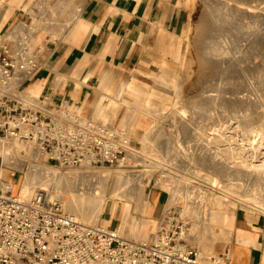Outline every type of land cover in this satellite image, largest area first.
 Returning <instances> with one entry per match:
<instances>
[{
	"label": "rangeland",
	"instance_id": "374dc122",
	"mask_svg": "<svg viewBox=\"0 0 264 264\" xmlns=\"http://www.w3.org/2000/svg\"><path fill=\"white\" fill-rule=\"evenodd\" d=\"M226 2L232 4L227 7ZM220 3V7H204L210 12L211 19L209 23L202 24L200 0H186L189 20L186 23V29L177 37L179 40L177 43L178 52L174 55V59L169 64L167 63L169 68L174 71L171 88L177 85L176 81L179 77L182 78L179 82V93L177 95L172 88L170 91L171 101L162 102L165 110H159L158 106H150L155 112V116H146L143 126L138 129L136 134L131 135L130 139L129 134L125 136L123 134L120 125L122 118L120 117L116 118V124L112 126L108 117H105L104 124L99 123L96 117L90 114L91 108H87L86 112H81L80 116L89 119L95 128L107 125L115 135L116 143L122 144L124 140L128 141L129 144L126 147L129 154L126 160L121 164H105L104 167H108L112 171L123 172L128 185L135 187V184H139L141 180L144 185L142 196L145 199L144 196L147 193V201L153 193H161L163 201L161 211L154 215L152 214L153 209L150 208L146 215L147 218L155 221L156 227L167 209L171 208L181 213L183 206L186 205V200L181 196L176 203L168 204L170 195L159 185L160 175L165 181L164 183L173 185H177L178 178L186 179L190 182L189 196L192 201L187 204L191 206V209L196 210V213L192 216L181 214L189 223L190 234L197 230L202 233L200 242H190L189 244L204 251V254L223 253L228 256L231 244L228 245L224 240L231 235H227L221 230L220 227L225 226L223 223L211 221L212 213L219 212L235 218L232 226L236 228L238 220L242 217L245 219L248 216L247 221L244 222L250 221L249 211L243 208V204L249 203L253 195L259 197V202H255V204L264 207V186H259L253 176V173H258V169L264 167V158H261L260 155L257 157L247 155V147L250 142H264V0H221ZM237 5L243 7L252 5L254 12L237 13L235 12L238 9ZM71 12L70 5L66 0H37L35 6L30 8L31 19L15 26L11 33L9 32L1 39L0 44H8L13 50H18V47L29 48L42 68L45 57L48 55L47 52H51L49 50L53 44L58 43L57 37L52 35V31L59 35L61 31L68 28L67 20L71 16ZM51 16L54 17V20H47ZM195 25H198L197 29ZM18 27L22 29L21 32H14ZM189 28L196 36L200 34L196 37L197 41L191 40L190 45L187 42ZM33 39H35V43L31 46ZM187 48L189 49L188 58L187 61H183V55L188 50ZM222 49H226V51H221ZM243 50H245V54H243ZM105 68L104 65L94 72L98 83L90 84L87 87L93 92L94 103L102 100L103 105L110 109L111 105L118 100L120 77L118 74L112 75L110 78L113 82L112 90L103 91L100 88V80L101 72ZM161 71L159 69L154 73L159 75ZM126 76L128 79L130 78L129 75L126 74ZM138 79L146 88H151L153 85V80L148 77H138ZM187 79L189 80L187 81ZM165 80L168 82L170 76H166ZM27 83H30V80ZM28 90L29 88L20 94V98L27 104L34 103L45 107L46 112H50L52 117L55 113L60 114L56 117L57 120L62 119L63 116L66 117V115H61L62 112L77 114V109L81 107V105L75 104L70 108L63 107L59 112H56L57 110L53 107L46 108V105L51 103L49 99H43V101L42 99L38 101L33 98L26 99L24 95ZM124 97L128 101L134 102V99L129 95ZM184 109L190 119L187 123L178 122L181 118L179 110ZM123 111L128 112L129 109ZM159 112L163 114L161 113L162 115L159 116ZM155 127L156 129H154ZM152 130H154V139L144 140L143 136L146 135V132ZM8 138L0 135V141L8 140ZM21 142L29 145L27 140H21ZM11 144L10 140L6 143L8 148L11 147ZM8 148L7 153L10 152ZM7 153L5 160L9 156ZM21 154L25 155L26 150L21 149ZM22 159L25 161V168L22 171H14L3 162L2 171L4 169L8 171L7 179L11 176L10 180L13 181L16 192L20 191L29 167L33 165L32 168L37 170L43 163L42 156L38 157L37 155L33 161H29L25 157ZM247 159L252 160L254 165L250 167ZM54 164L61 174L67 173L71 169L62 168L57 163ZM102 166L98 164L95 167L101 169ZM195 171H199L202 176L194 175ZM87 174L89 172H85L84 175ZM90 182L92 185L98 186V181L94 176L90 178ZM116 182L117 176H112L109 180L111 189L107 198H112L109 195H111ZM95 193L101 195L100 189H94ZM98 194L97 196H99ZM216 197L218 199H215ZM70 199L71 195L66 193L65 202H69ZM259 216H263L261 223L264 224V215L260 214ZM129 217L135 220L145 217L143 211L138 209L136 200L131 202ZM106 219H111V215L105 213L100 218L99 224L104 225ZM121 223V213H118L112 219V227L118 228ZM155 226L150 227V233L155 230ZM238 231L239 223L237 234Z\"/></svg>",
	"mask_w": 264,
	"mask_h": 264
},
{
	"label": "built area",
	"instance_id": "2783aa9c",
	"mask_svg": "<svg viewBox=\"0 0 264 264\" xmlns=\"http://www.w3.org/2000/svg\"><path fill=\"white\" fill-rule=\"evenodd\" d=\"M27 50L0 44V135L30 143L34 140L35 149L40 156L47 155L45 163L50 167H56L54 163L71 169L85 163H123L129 154L127 147L124 142L116 143L107 125L95 128L74 112H62L65 119L57 120L60 114L52 117L47 109L20 98L25 83L41 69ZM71 106L52 107L59 112ZM189 234V223L171 208L164 212L151 238L133 239L119 228L67 214L47 192L14 194L10 182L0 181V264L229 263L223 253L204 254L189 245Z\"/></svg>",
	"mask_w": 264,
	"mask_h": 264
},
{
	"label": "crops",
	"instance_id": "0c3cea01",
	"mask_svg": "<svg viewBox=\"0 0 264 264\" xmlns=\"http://www.w3.org/2000/svg\"><path fill=\"white\" fill-rule=\"evenodd\" d=\"M66 1L72 11L67 20L68 28L59 35L52 31L58 43L53 44L49 50L51 52H47L43 67L30 83H25L24 88L35 89L37 98L39 96L42 101L49 99L51 103L47 104L46 108L79 104V114L91 108L90 114L94 115L99 123L104 124L103 120L108 116L112 126L116 124V118L120 117L123 134H129L130 139V136L136 134L143 126L146 116H155V112L148 106H158L159 110H165L162 102L171 101L174 71L168 64L178 52L177 37L186 29L189 20L186 0ZM36 3L37 0H0V42L15 26L31 19L30 8ZM47 20H54V17L51 16ZM104 65L106 68L101 72L100 80V88L103 91L112 90V75L118 74L120 77L118 100L111 105V110L103 105L102 100L94 103L93 92L87 87L98 83L94 72ZM159 69L162 70L161 73L155 74ZM126 74L130 76L129 79ZM166 76H170L168 82L165 80ZM138 77L152 79L151 88L144 87ZM125 95L132 97L134 102L126 100ZM125 106L130 107L128 112L123 111ZM131 116L138 117V122L128 123L127 120ZM0 158L1 173L4 160L1 155ZM10 177L7 180L1 177L0 179L13 183ZM162 202L161 193H153L148 199L147 210L152 208V214L156 215L159 208V211L163 208ZM262 217L259 216L258 220L252 223V232L256 234L252 239L237 234L238 223L247 221L248 216L239 219L236 228L232 226L231 234L225 233L231 235L224 240L228 245L231 244L228 249V264H264ZM118 228L131 237L122 223ZM154 232L155 230L150 233L149 238ZM190 242L189 234L188 243Z\"/></svg>",
	"mask_w": 264,
	"mask_h": 264
},
{
	"label": "bare ground",
	"instance_id": "6f19581e",
	"mask_svg": "<svg viewBox=\"0 0 264 264\" xmlns=\"http://www.w3.org/2000/svg\"><path fill=\"white\" fill-rule=\"evenodd\" d=\"M200 2L202 4V8H201V15H202V18H203L202 19V24L209 23V21L211 19V15H210L209 11L204 9V7L205 6L206 7H211V8L220 7L219 5L221 4L220 3L221 0H200ZM226 4H227V7H228L232 3L226 2ZM237 7H238V9L235 11L237 13H242L243 11H245V12H254V9H253L254 7L252 5H250L248 7H246V6L243 7V6H240V5L238 6L237 5ZM195 26H196V29H197L198 25H195ZM21 30L22 29L20 27H18V28H16L15 32L16 33H20ZM193 30H194V27H193ZM192 31L190 30V28L187 31V42L189 43V45L191 44V40H193V42L197 41L196 37L200 35L199 34V35L196 36L195 34H193ZM200 31H198V32H200ZM198 32H196V33H198ZM245 41H247V40H245ZM34 43H35V39H33L32 44H30V45L33 46ZM242 45H244V44H242ZM235 47H236V45H235ZM27 49H28L27 50V55L30 58H36V56L31 54V50L29 48H27ZM224 50L226 51V49H222L221 51H224ZM243 51H244L243 54H245V50H243ZM188 54H189V49L184 53L183 59H182L183 61H187ZM201 56H203V55H201ZM219 60H221V59H219ZM214 63H215V61H214ZM140 74H142V73H140ZM181 79L182 78L179 77L178 81H176V83L178 82L177 85H174V87H172L174 92L177 93V95L179 93V87H180L179 86V82L181 81ZM188 80L189 79H187V81ZM189 84H190V82H189ZM24 97L26 99H31V98H33L34 100L38 99L35 89L29 90V93H26L24 95ZM162 99H163V97H162ZM125 107H126V109H130L129 106H125ZM148 107H150V106H148ZM154 107H156V106H154ZM150 109H149V111H150ZM164 112H166V111H164ZM99 113H100V111H99ZM134 113H136V112H134ZM161 113L162 112H159V116H161L163 114V113L162 114ZM77 114H79L78 110H77ZM103 114H104V112H103ZM124 114H125V112H124ZM187 114L188 113H186L185 109L184 110H179V115H180L181 118H179L178 122H182V123L183 122L184 123L185 122L186 123L189 122L190 119L187 117ZM101 116H103V115H101ZM106 117H108V116H106ZM162 118H163V116H162ZM83 119H85V117H83ZM138 119H139L138 117L131 116L130 118H128L127 122L128 123H131V122L137 123ZM175 121H177V120H175ZM103 122H104V120H103ZM154 129H156V127ZM153 137H154V130L147 131L146 135L143 136L144 140H146V139L147 140L148 139H150V140L154 139ZM8 140H10L12 142L10 148H8L7 145H6ZM8 140L7 139H3L2 141H0V146H1L0 155L3 157L4 163L8 167L12 168L14 171L15 170L22 171L25 168V161L22 159V157H25L29 161H33L34 159H36V155L38 157H40V153L37 152V150L35 149L34 140L31 143L27 142V143H29V145L25 144L24 142H21V140L19 138L9 137ZM260 142L261 143L250 142L249 146L247 147V155H250V156L252 155L253 157H257L258 155H260L261 158H264V142H262V141H260ZM124 143H125L126 146L128 145V141L124 140ZM178 145H179V143H178ZM206 147L208 148L209 146H206ZM7 148H8V150H10L11 153L10 152H8V153L6 152ZM21 149L26 150V154L25 155L21 154ZM6 153L9 156H7V159L5 160ZM46 158H47V155H42V160L41 161L43 163L41 164L39 169H37V170L33 169L32 168L33 165L29 167L27 175L25 177V180H24L23 184L20 187V191L19 192L14 191V188H16V187L14 186V184L12 182L8 181V182H10L12 184V191H13L14 194L22 193V194H26V195H33L37 191H42L43 193L47 192V195H48L49 199L51 201H53V202L59 203L61 205L62 209L64 210V212H66L67 214H69L71 216H74V217H76V218H78V219H80V220H82L84 222L91 223V224H99L100 218L105 213H107V214L111 215V219H106L105 222L103 223L104 224L103 226H112L113 225L112 224V219L115 216H117L118 213H121L122 225H124V227H126V231H128V233L130 234V236L132 238H134V239H148L150 237V230L149 229H150V227H154L156 224H155V221L153 219H149L146 216L149 213L150 208H149V210H147V206H148L147 196H148V194L146 193V195L144 196L145 199L142 196L143 193H144V185L142 184L141 180L139 181V184L138 183L135 184L136 186L134 187V185H128V181H126V178H125V175H124L123 172L112 171L110 168L104 167V166H102L101 169H96L95 166H92V165H90L88 163H85L80 168H72V169H70L69 172L61 174L55 167H50V166H48L45 163ZM248 164L250 165V167L252 165H254L252 160L251 161L248 160ZM7 172L8 171L6 169H4L0 173L1 174L0 177L2 179H6L7 180V178H8V173ZM85 172H89V174L84 175ZM90 174H92V175H90ZM253 174H254L253 176H255L256 181L259 184V186L260 185L264 186V167L258 169V173H256V174L253 173ZM194 175L202 176V174L199 171H195ZM92 176H94L97 179L98 186H95L96 184H93V185L91 184L90 178H92ZM112 176H117V182H116V185L114 186V188L111 191V195H109V196H112V198L111 197L107 198V195L110 193V189H111L110 186H109V180H110V178H112ZM2 179H0V181H6V180H2ZM164 182L165 181L162 179V176L160 175V184L159 185H161V187H163L165 190H167L169 192V195H170L168 204L169 203H176L178 201L179 196H181L184 200H186V205L183 206V209L181 210V213L182 214H186V215H191V216L193 214H195L196 210L191 209V206H188V204H187L188 202L192 203V201L190 200L191 197L189 196V193H190V191H189L190 182L187 181L186 179L182 180V179H179V178L177 179V185L164 183ZM96 188L100 189L101 195H99L98 193L94 194V189H96ZM80 190H81V192H80ZM66 193H69L71 195V199L69 200V202H65ZM92 194H94V195H92ZM97 194L99 196H97ZM215 199H218V197H216ZM132 200H136L137 201L138 209L143 211V214H145V217H142L139 220L130 219L129 210H130V207H131ZM250 200L251 201L249 203H244L243 204L244 205L243 208H245L246 210L249 211L250 221L249 222H244V221L239 222V231H238V236L246 238V239H252V238H254L256 236V234L255 233L253 234V232H252L253 231L252 223L254 221L258 220L260 214L264 215V207H260V206H257L255 204V202L256 203L259 202V197H257V195H253ZM159 210H160V208H159ZM159 210L157 211L156 215L160 212ZM211 221L213 223H223V225H225V226L224 227H220L221 230L224 231L227 234H231L232 233L233 218L231 216L224 215V214H221L219 212H213L212 215H211ZM226 224H227V226H226ZM155 228H156V226H155ZM201 234L202 233L198 232V230L195 231L194 233H191L190 234L191 243L192 242H200Z\"/></svg>",
	"mask_w": 264,
	"mask_h": 264
}]
</instances>
